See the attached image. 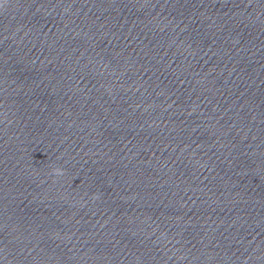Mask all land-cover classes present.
<instances>
[{"label": "water", "instance_id": "obj_1", "mask_svg": "<svg viewBox=\"0 0 264 264\" xmlns=\"http://www.w3.org/2000/svg\"><path fill=\"white\" fill-rule=\"evenodd\" d=\"M0 264H264V0H0Z\"/></svg>", "mask_w": 264, "mask_h": 264}, {"label": "clouds", "instance_id": "obj_2", "mask_svg": "<svg viewBox=\"0 0 264 264\" xmlns=\"http://www.w3.org/2000/svg\"><path fill=\"white\" fill-rule=\"evenodd\" d=\"M55 174H56V175H63L62 171L59 170V169L55 170Z\"/></svg>", "mask_w": 264, "mask_h": 264}]
</instances>
